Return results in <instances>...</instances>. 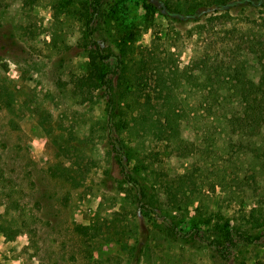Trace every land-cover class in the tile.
I'll return each mask as SVG.
<instances>
[{"label": "rangeland", "instance_id": "obj_1", "mask_svg": "<svg viewBox=\"0 0 264 264\" xmlns=\"http://www.w3.org/2000/svg\"><path fill=\"white\" fill-rule=\"evenodd\" d=\"M91 3L122 64L91 63ZM191 3L0 0V264H264V124L230 75L257 76L264 0ZM99 70L110 102L78 86Z\"/></svg>", "mask_w": 264, "mask_h": 264}, {"label": "trees", "instance_id": "obj_2", "mask_svg": "<svg viewBox=\"0 0 264 264\" xmlns=\"http://www.w3.org/2000/svg\"><path fill=\"white\" fill-rule=\"evenodd\" d=\"M94 1V0H93ZM199 4V0H192V3L189 5L190 8L195 11L197 10ZM98 5V4H97ZM192 5V7H191ZM92 6V3H91ZM98 6H92V12L90 17L85 22V36L88 39L90 44H93L95 47L88 54V57L91 60L92 64H95L97 60L100 61H109L115 60L118 64H122V60L115 55L113 52L109 51L105 54L100 50L99 44L93 39V29L91 25L93 13L98 11ZM260 53L256 59L255 71L256 78H251V76H244V78L240 79L239 73L240 70L238 68L233 69V72H230L231 76H236V84H235V94L239 99V103L242 106V113L244 115V119L251 124L260 126L264 124V48H261ZM95 77L98 82V87L104 86L106 91L108 92L109 102L111 100V92L108 90L110 87L111 78H107V73L103 71H97L96 76H87L79 78V87L82 90L89 89L90 84H95ZM122 82H125L129 77L128 76H118ZM160 79V78H159ZM163 82V80H161ZM97 85V84H96ZM180 120L179 114L175 113V111H167L161 114H158V122L160 123L159 131L164 135L162 139L171 141V139H176L177 137V126ZM166 134V135H165ZM180 141H183L178 137ZM122 173L125 176V181L131 185L134 189L138 190L140 194H143V189L138 188L137 181L130 174L126 173L125 167L122 166ZM167 219V218H166ZM175 232L178 230L174 229ZM179 232V231H178ZM177 232V233H178ZM228 235L231 233V230H226ZM243 239L247 241H251L247 236H241ZM228 241L230 245H234V241L232 239V235L228 236Z\"/></svg>", "mask_w": 264, "mask_h": 264}]
</instances>
